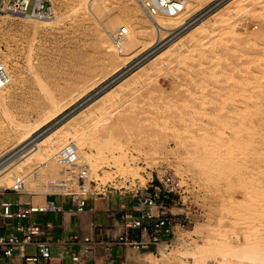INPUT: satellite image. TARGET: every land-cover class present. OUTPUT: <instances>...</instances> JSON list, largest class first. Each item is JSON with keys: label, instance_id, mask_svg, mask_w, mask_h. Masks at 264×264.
I'll return each instance as SVG.
<instances>
[{"label": "rangeland", "instance_id": "rangeland-1", "mask_svg": "<svg viewBox=\"0 0 264 264\" xmlns=\"http://www.w3.org/2000/svg\"><path fill=\"white\" fill-rule=\"evenodd\" d=\"M52 1L62 17L52 28L35 29L0 14V62L16 83L12 97L0 105V135L10 134L7 145L15 138V123L28 124L29 130L44 122L35 134L41 136L86 107L90 102L73 110L91 94L95 99L109 91L106 104H93L92 111L121 125L123 151L101 165L90 200L120 193L136 200L145 188L152 195L159 187L157 180L150 182L156 173L164 174V182L176 189L168 193L162 188L159 193L166 195L175 214L173 234L157 237L150 248L131 246L130 253L141 256L130 259L129 254L119 264H262L258 257L264 249V171L251 166L252 158L237 156V113L244 107L240 47L252 52L249 38L262 29L264 0L246 1L236 10L230 8L233 0H188L182 21L194 17L201 24L222 10L195 30V39L182 38L193 24L179 28L174 36L178 40L167 49L162 43L149 48L157 36L134 0H104L97 18L75 10L78 0ZM45 7L41 0H30L27 14ZM111 19L129 32L146 34L130 55L107 65L97 39ZM137 61L134 68L139 70L130 74L128 67ZM149 61L153 68L146 71L142 65ZM128 75L137 79L126 88ZM56 103L64 108L53 117ZM68 136L67 131L59 134ZM242 162L249 167H240ZM34 166L22 164L19 173ZM6 185L0 193L4 199L11 193ZM14 224L6 221L8 229ZM159 242L165 243L167 256L158 251Z\"/></svg>", "mask_w": 264, "mask_h": 264}, {"label": "bare ground", "instance_id": "bare-ground-1", "mask_svg": "<svg viewBox=\"0 0 264 264\" xmlns=\"http://www.w3.org/2000/svg\"><path fill=\"white\" fill-rule=\"evenodd\" d=\"M103 1L104 0H78L75 10L80 11L88 18H90V16L97 18V15L103 11ZM171 1L177 3L178 10L164 12L155 5L154 0H134L135 4L147 17L157 36L155 43H152L149 48L155 47L160 43L167 44L166 49L173 46V42L178 40L174 39L176 31L181 27L186 29L191 26V24H193V26L186 31L187 34L184 33V37L182 38L187 37L188 40L195 39L198 36V32L195 30L222 10L218 9L210 16L206 17L204 21L202 20L203 22L201 24L200 22L196 23L194 17L188 21H182L183 15L189 8L188 0ZM246 1L249 0H233L231 2V10L240 9ZM4 17L23 20L35 29L46 26H48V28L55 27V25L59 24L62 18L55 11L53 16L46 19L24 16L13 11H7ZM262 25V29L253 33L249 38V41L252 42L254 48L262 46L261 49L255 51L254 48L250 46L248 48H253L254 51L252 50V52H249L247 47H240L241 60L245 65V78L242 82V102L244 107L237 113V132L239 138L237 143V156L242 160L252 158L254 163H252L251 166L259 171H264V22ZM106 27L108 29L102 28V30L99 31L97 43L100 52L102 53L103 61L106 62L107 65L117 62L120 57L130 55L133 48L138 44V39L146 34L142 30L139 31L138 34H134L131 31L129 32L125 25H122L113 19L107 22ZM122 29L126 31V35H124L121 41L115 42L112 34ZM165 32H168V35L162 37V34ZM172 35L173 37H171ZM0 63L3 64L2 62ZM138 64H140V61L132 67H128V72L130 71V74L136 73L139 69H135L134 67ZM143 67H145L146 71H151L153 68V62L149 61L142 65V68ZM128 76L125 77L127 83H125L124 86L126 88L131 87L132 84H134L135 79H137V76ZM119 84H121V82L116 84L115 87L119 86ZM15 85L16 83L10 76L8 85L0 88V105L4 103L6 98L12 97V91L14 90ZM122 86L123 85H121L120 88H122ZM108 92L109 91L103 93L95 99H93L94 97L90 98L87 101L90 103L86 107L56 124L41 136L39 135L35 137V134L44 126V124H46L44 122L35 123V126L29 130H27V127L29 126L28 124L15 123L14 131L11 133V136L14 135L15 138L14 140H10L11 142L9 145H7V139L10 134H5V136L0 135V158L2 159L0 162V192L4 189V182L7 184L5 188L13 191L15 184L25 179V176L31 171V169L41 163H50L52 158H54L60 149L68 142H78L82 145V140L86 136H97L99 141H102L101 144L99 143L97 147L91 151L87 150L86 153L90 163V171L88 173V187L84 194H87L88 196L94 194V186L97 185L98 179L100 178L98 172L102 167L101 165L109 158H113L123 151V138L125 132L121 125L113 117H101L98 112L95 113L92 111L94 108L93 104L95 107L106 104L107 99L105 96ZM248 99H251V104L247 103ZM91 106L93 107L91 108ZM63 108L64 106H60V104L56 103V106L53 107V117L58 116L57 114H61ZM92 121L95 122L89 123L83 128H77L81 123ZM65 131L68 132L69 136L64 138L59 137V134ZM103 136H107V142H103ZM6 147L9 148L6 149ZM11 152L14 153L7 155ZM22 164L35 166L30 170L19 173V168ZM239 166L243 169L249 167L245 162H242ZM95 198V201H97L101 207L107 206L108 197ZM20 199L22 201L32 200L34 206L40 205L41 207H44L45 204V197L41 194L33 196L21 194ZM94 245L95 247L98 246V244ZM158 251L162 256H167L166 245L164 242L158 243ZM135 254L141 256L137 251L132 250L130 253V259ZM259 255L260 257L258 258L261 259L262 264H264V249L260 251Z\"/></svg>", "mask_w": 264, "mask_h": 264}, {"label": "built area", "instance_id": "built-area-1", "mask_svg": "<svg viewBox=\"0 0 264 264\" xmlns=\"http://www.w3.org/2000/svg\"><path fill=\"white\" fill-rule=\"evenodd\" d=\"M30 0H0V14L13 11L24 16L38 18H49L54 14L52 0H41L46 3L45 8H35L33 14H27V7ZM155 5L164 12L178 10V5L171 0H154ZM126 35L124 29L112 34L115 42L121 41ZM10 74L7 68L0 63V88L8 85ZM107 142V136L102 137ZM101 140L95 137L86 136L82 145L78 142H68L52 158L50 163H41L31 169L25 179L15 184L10 196L4 199L0 197V264H55L52 248L56 247L57 257L62 261L65 259V248L68 246L77 247L70 258L72 263L81 262L84 253L93 248L91 244H97L99 224L92 225V233L81 236L80 232L68 234L66 237L56 239L54 242L44 238L45 228L50 224L42 225L35 214L47 210H56L55 207L40 205L34 206L32 200L22 201L21 194L33 196L41 194L45 198L59 197L70 198L76 204V210L82 211L86 202L90 199L84 194L88 187L90 163L87 158V150L91 151L97 147ZM164 174H155L150 182L157 180L159 187L156 193L150 195L143 189V196L137 198L139 217H127V224L123 232L116 235L114 241L121 242L124 246H134L136 249L150 248L157 237L169 236L176 223L170 205L165 201L166 195H159L162 188L168 193L176 190L174 184L164 182ZM168 181V180H167ZM157 184V185H158ZM1 193V192H0ZM129 196V195H126ZM133 198L136 195L132 196ZM156 208V214L153 208ZM15 221L13 229H8L6 221ZM139 229L138 240L133 239L135 230ZM143 234V235H142ZM145 236V237H144ZM93 264H107L93 260ZM109 264V263H108ZM118 264V263H117Z\"/></svg>", "mask_w": 264, "mask_h": 264}, {"label": "crops", "instance_id": "crops-1", "mask_svg": "<svg viewBox=\"0 0 264 264\" xmlns=\"http://www.w3.org/2000/svg\"><path fill=\"white\" fill-rule=\"evenodd\" d=\"M120 194L116 197L108 196L107 206L104 207H101L97 201L89 199L82 211L76 210V204L70 198L53 197L54 200L45 198V205L55 207L56 210L37 213L35 217L42 225L50 224L44 232V238L48 241L54 242L74 232H80L81 236H86L92 233V225H100L97 233L98 249L84 253L81 262L72 263L70 256L78 248L68 246L65 248L66 257L62 264H93V260L119 264L124 258H128L131 246L121 245V242L114 241V238L123 232L125 224L129 222L127 217L135 218L140 214L137 212L139 209L137 199L133 200L129 196ZM139 235L140 231L136 229L133 239L138 240ZM56 250V247L52 248L53 260L55 264H60L61 260L57 257Z\"/></svg>", "mask_w": 264, "mask_h": 264}, {"label": "water", "instance_id": "water-1", "mask_svg": "<svg viewBox=\"0 0 264 264\" xmlns=\"http://www.w3.org/2000/svg\"><path fill=\"white\" fill-rule=\"evenodd\" d=\"M139 61H137V62H134L133 64H131L130 66H129V68L130 67H132L133 65H135L136 63H138ZM93 97V94H91L90 96H88L85 100H83L80 104H78L73 110H75V109H77L79 106H81V105H83L85 102H87L90 98H92Z\"/></svg>", "mask_w": 264, "mask_h": 264}]
</instances>
